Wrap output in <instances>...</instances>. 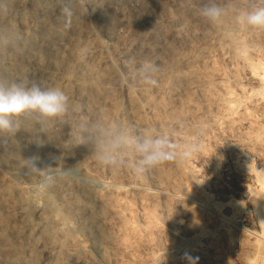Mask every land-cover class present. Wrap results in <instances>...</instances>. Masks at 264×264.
<instances>
[{
  "label": "rangeland",
  "instance_id": "1",
  "mask_svg": "<svg viewBox=\"0 0 264 264\" xmlns=\"http://www.w3.org/2000/svg\"><path fill=\"white\" fill-rule=\"evenodd\" d=\"M36 1L14 0L18 9L12 22L23 42L1 55L12 60L32 36L33 64L61 84L77 119L92 118L74 84L90 67L110 74L106 88L111 93L93 118L103 115L137 129L175 128L179 142L200 130L199 150L190 159L142 174L100 165L87 148L76 151L96 178L91 185L104 196L107 244L102 255L94 232L79 226L86 216H72L69 225L86 253L71 259L77 264H187L183 254L189 253L199 257L198 264H264V29L239 24L231 15L223 25L208 23L199 15L208 0H71L73 15L57 38L45 35L42 24L57 20L64 0L49 7L42 4L48 0ZM217 2L241 11L264 6V0ZM232 36L238 40L233 46ZM75 38L81 45L72 52ZM176 53L187 57L178 69L172 63ZM146 61L158 71L167 68L166 78L155 73L156 86L137 79ZM63 125L65 117L51 121L54 129ZM7 138L0 149H6ZM65 138L71 140L69 134ZM63 158L62 166L68 168V155ZM73 173L66 177L76 190L82 183L74 168ZM41 181L28 185L21 174L0 164V188L26 185L33 198L31 204L0 202L4 231L25 225L15 240V261L0 229V264H28L30 247L36 250V264L61 262L63 250L56 240L34 242L27 236L43 226L40 212L47 201ZM66 228V222L58 221L55 233Z\"/></svg>",
  "mask_w": 264,
  "mask_h": 264
},
{
  "label": "bare ground",
  "instance_id": "2",
  "mask_svg": "<svg viewBox=\"0 0 264 264\" xmlns=\"http://www.w3.org/2000/svg\"><path fill=\"white\" fill-rule=\"evenodd\" d=\"M53 1L54 0H48L42 4L49 7L53 4ZM36 3V0H31V4L36 5ZM17 9L18 6L15 5V11ZM67 18L68 16L61 10L55 22H43L42 29L45 35L57 34V38H59L64 32ZM230 41L232 46L238 43V40L233 36L230 37ZM79 45H81L79 39L75 38L70 45L71 51L73 52ZM34 48V39L32 36H28V38L24 40L21 50L15 53L12 60L0 54V79H5L10 82H35L46 89H61L60 83L46 78V70L42 65L33 64L32 53L34 52ZM186 58L185 54L176 53L172 57V63L175 68L178 69L179 64L187 61ZM166 69L164 68L158 71V75L162 78H166V74H168ZM16 76H19L20 79L15 80ZM109 78L110 74L108 70L95 71L90 67L84 68L75 78L74 84L80 101L87 108V112H89L90 115L92 114L90 120L96 119L93 117L95 116L94 114H97V111L102 108L101 100L104 98L106 99V97L108 98L111 93V91L106 88V82ZM114 108L117 110L118 105L115 104ZM74 111L75 104L70 106L69 112L64 116L66 125L55 129L52 128L51 122L46 125H41L30 116L22 117L19 120L17 131L8 136L6 149H0V164L8 168L13 175L21 174L28 185L34 184L37 178L43 179L40 174L28 173V170L24 167L26 163L25 158L28 157H38L41 166L46 164L55 166L54 157H58L61 154L63 157L68 155L69 158H67L66 165L78 171L76 179H79L82 183L80 188H77L78 190L73 189L72 182L74 181H70L66 176H57L55 182L51 186L46 187L45 200L47 201V207L40 212L43 226L37 231H31L30 229L27 234L34 242L56 240V243L63 250V257L59 264H77L71 258L73 256L80 257L86 253V245L75 237L74 230L69 225L72 216H86V221H83V224L79 223V226L89 228L94 232L93 239L102 255L105 253L107 244L106 239H104L106 225L103 224V222H105V216L102 212L103 206H101L104 196L101 191L91 185L96 178L89 173L87 165L75 157L76 151L80 152L86 147H76L78 134L76 133L77 131L73 132L72 129H78L79 123L86 120L77 119L74 116ZM101 113L104 112L101 111ZM99 117L104 118L103 115ZM65 134L70 135L71 140H69V142L65 138ZM26 187V185H17L14 183L4 185L0 188V202L2 204H13L25 201V203L31 204L33 198L26 194ZM56 196L59 198L58 203L55 201ZM58 221L66 222L67 228L61 234L57 235L55 233V225ZM5 226L6 224H1V233L5 238L7 247L13 249L9 256L10 260L15 261L18 259L17 251L14 249L16 245L15 240H17L18 235L25 225L17 229L13 228L11 232L4 231L6 230ZM13 231L15 232L14 236ZM30 253V261L28 264H36L37 253L35 248L30 247Z\"/></svg>",
  "mask_w": 264,
  "mask_h": 264
},
{
  "label": "clouds",
  "instance_id": "3",
  "mask_svg": "<svg viewBox=\"0 0 264 264\" xmlns=\"http://www.w3.org/2000/svg\"><path fill=\"white\" fill-rule=\"evenodd\" d=\"M63 12L73 15L71 0H64ZM199 15L212 25H223L231 15L235 22L264 29V6L239 10L229 3L208 0L199 9ZM14 0H0V54L12 52L23 42L21 33L13 24ZM67 26V25H66ZM158 67L143 62L137 70V79L146 85L156 86ZM70 110L69 97L58 88H43L35 82L0 79V141L18 129L19 120L30 116L37 123H47L64 117ZM178 127H183L182 123ZM198 129L192 139L179 142L175 128L164 130L137 129L132 125L108 121L102 117L82 121L78 125L76 147L84 146L97 162L114 168H131L142 174L167 162H184L199 150ZM25 158V157H24ZM54 164L41 166L38 157L25 158L28 173L40 174L44 187L51 186L57 176L73 175V168L62 166L63 156L54 157ZM187 264H198L199 257L184 253Z\"/></svg>",
  "mask_w": 264,
  "mask_h": 264
}]
</instances>
